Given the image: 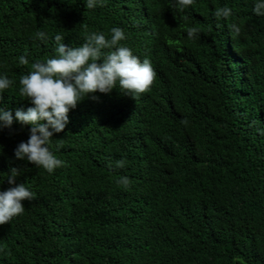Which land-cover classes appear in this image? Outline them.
<instances>
[{
    "label": "trees",
    "instance_id": "obj_1",
    "mask_svg": "<svg viewBox=\"0 0 264 264\" xmlns=\"http://www.w3.org/2000/svg\"><path fill=\"white\" fill-rule=\"evenodd\" d=\"M102 2L0 0V76L13 81L0 108L13 116L33 106L19 79L56 55V34L78 47L119 27L121 45L156 72L136 101L117 84L70 110L49 144L67 166L51 174L14 155L30 125L0 128V191L23 183L35 194L0 226V264H264V16L253 12L255 0H194L183 11L174 0ZM225 6L232 16L218 20ZM251 9L246 31L240 16ZM148 125L163 135V168L132 138L146 139ZM121 176L131 180L127 190Z\"/></svg>",
    "mask_w": 264,
    "mask_h": 264
},
{
    "label": "clouds",
    "instance_id": "obj_2",
    "mask_svg": "<svg viewBox=\"0 0 264 264\" xmlns=\"http://www.w3.org/2000/svg\"><path fill=\"white\" fill-rule=\"evenodd\" d=\"M194 0H174L171 7L183 11L191 6ZM87 9L103 6L102 0H86ZM251 16H240L239 25L244 30L252 29L254 15L264 16V0H255ZM214 16L228 19L232 16L231 8L225 6L217 8ZM234 33H239V28L233 24ZM187 35L194 39L198 35V29H187ZM35 38L47 39V33L37 31ZM64 36L56 34V55L44 62H35L31 70L19 79L20 96L28 99L32 107L27 110L17 109L13 116L11 111L0 108V128L10 127L13 121L21 125H30L29 138L26 142H20L14 151L17 159H26L35 167L43 168L49 174L57 168L66 167V161L57 158L49 149L53 133L64 131L69 123V111L75 109L79 102L93 93L110 94L119 85V88L136 101L142 94L151 91L156 78V72L149 59L143 61L134 55L128 47L122 46L121 41L126 39L125 32L119 28L111 29L110 38L103 33H90L85 37V42L78 47H69L62 43ZM108 50V51H105ZM21 65H28L25 56L19 57ZM13 81L7 76H0V94L9 89ZM2 98V97H0ZM93 100L98 99L92 95ZM163 116V114H161ZM46 122V123H42ZM185 126L189 121H181ZM156 127L148 125L149 139L138 136L135 140L136 147L145 148L143 157L161 162L158 147L163 145V135L152 134ZM51 129V130H49ZM258 131H260L258 129ZM264 134V131L261 132ZM161 137V138H160ZM165 145V144H164ZM2 147V146H0ZM140 154V153H139ZM165 154H169V151ZM111 166V165H110ZM124 160L116 161V167L123 168ZM165 167L161 162V168ZM8 177L9 185L15 184L18 169L11 168ZM125 190L131 186V180L127 176H121L117 181ZM35 194L28 190L23 183L0 191V226L9 224L14 217L23 215L25 207L22 201H32Z\"/></svg>",
    "mask_w": 264,
    "mask_h": 264
},
{
    "label": "rangeland",
    "instance_id": "obj_3",
    "mask_svg": "<svg viewBox=\"0 0 264 264\" xmlns=\"http://www.w3.org/2000/svg\"><path fill=\"white\" fill-rule=\"evenodd\" d=\"M132 138H134V140H135V139L138 138V136H134V137H132ZM149 138H150V136H146V140L149 139Z\"/></svg>",
    "mask_w": 264,
    "mask_h": 264
}]
</instances>
